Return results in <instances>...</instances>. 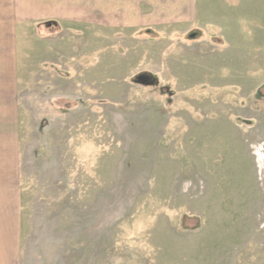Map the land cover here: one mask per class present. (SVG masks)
Returning a JSON list of instances; mask_svg holds the SVG:
<instances>
[{
	"label": "rangeland",
	"instance_id": "1",
	"mask_svg": "<svg viewBox=\"0 0 264 264\" xmlns=\"http://www.w3.org/2000/svg\"><path fill=\"white\" fill-rule=\"evenodd\" d=\"M114 1L25 31L20 264H264V0Z\"/></svg>",
	"mask_w": 264,
	"mask_h": 264
},
{
	"label": "crops",
	"instance_id": "2",
	"mask_svg": "<svg viewBox=\"0 0 264 264\" xmlns=\"http://www.w3.org/2000/svg\"><path fill=\"white\" fill-rule=\"evenodd\" d=\"M138 1V2H137ZM72 0H0V264H20L22 243L19 65L25 31L71 20ZM114 0H96L99 13ZM144 20L161 24L193 22L198 0H126ZM125 4L123 6H125ZM153 6L145 14L141 7ZM180 9V10H178ZM46 30V29H45ZM26 35V36H25Z\"/></svg>",
	"mask_w": 264,
	"mask_h": 264
}]
</instances>
